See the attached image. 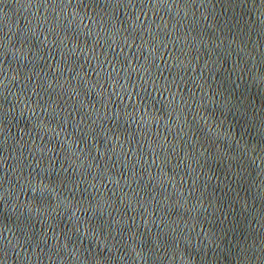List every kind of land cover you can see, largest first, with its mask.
Masks as SVG:
<instances>
[{"label":"water","instance_id":"obj_1","mask_svg":"<svg viewBox=\"0 0 264 264\" xmlns=\"http://www.w3.org/2000/svg\"><path fill=\"white\" fill-rule=\"evenodd\" d=\"M0 264H264V0H0Z\"/></svg>","mask_w":264,"mask_h":264}]
</instances>
